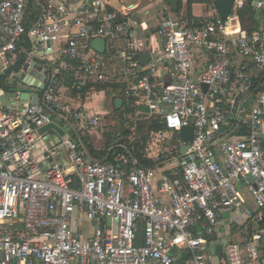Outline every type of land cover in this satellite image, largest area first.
Wrapping results in <instances>:
<instances>
[{"label":"built area","instance_id":"2783aa9c","mask_svg":"<svg viewBox=\"0 0 264 264\" xmlns=\"http://www.w3.org/2000/svg\"><path fill=\"white\" fill-rule=\"evenodd\" d=\"M28 1L0 0L8 86L0 85V264H264V229L252 226L242 246L227 239L264 209V0H234L226 19L202 25L173 16L167 4L146 49L133 30L150 23L111 0H35L39 13L26 27ZM248 2L251 30L237 14ZM96 38L105 41L102 53L91 47ZM33 62L44 79L10 83ZM106 83L124 84L135 114L162 120L156 142L175 131L167 151L162 145L148 158L154 166L123 152L115 162L94 160L79 148V134L103 118L80 110L66 90ZM50 122L64 135H39ZM187 125L193 138L185 143L179 131ZM85 220L95 223L88 238L73 227ZM139 225L143 241L135 244ZM224 237L222 255H211L210 242Z\"/></svg>","mask_w":264,"mask_h":264},{"label":"trees","instance_id":"16d2710c","mask_svg":"<svg viewBox=\"0 0 264 264\" xmlns=\"http://www.w3.org/2000/svg\"><path fill=\"white\" fill-rule=\"evenodd\" d=\"M196 1H204V0H196ZM206 1V0H205ZM208 1V0H207ZM191 2V1H190ZM188 3V6L190 4ZM181 5V3H180ZM178 12L180 11V6ZM189 12V8H188ZM39 13L38 6L36 5L35 0H29L27 3V9H26V21L25 25L26 27L29 26L31 21L33 20V17ZM239 21L242 27H246L245 23L247 22V25H250L254 27L255 19H254V10L251 7V2H248L245 6H243L241 9L237 11ZM194 25H202L203 22L199 21H193ZM248 27V26H247ZM254 29V28H253ZM251 30V27H250ZM24 61V57L21 55H18L16 58V61L12 68L18 69ZM6 77L7 73L5 72L4 75H0V85L3 87H8L6 83ZM2 79L4 80V84H1ZM124 84L115 83V84H103V85H96L95 90L96 91H104L107 96H112V107L113 111L117 113L118 118V130L116 132H110L109 129L103 131V146L101 148L96 149L93 146V143L90 139V137L87 135V133H80L78 136V139L76 140L79 148H84L88 155L93 158L94 160H101L104 162H115V157L118 153H126V155H130L131 157H135L138 159V162L140 165L143 166H154L155 162L152 159H148L144 157L141 153V150L138 148V145L136 142H134L132 145L128 143V135L130 133V126L134 124L133 119H137V133L142 135L139 136V139H142V141H146L147 136L151 132L154 131H164L165 125L162 122V120L159 117H149L142 114H135L136 108L130 104V101L127 100L123 94ZM87 90V88L85 89ZM73 91V90H72ZM74 93L76 91H73ZM116 97H120L123 101V104L120 108V110L114 109V103L113 100ZM117 140L118 142L114 144V141ZM133 147V148H132ZM143 149V146H142ZM264 214V209L262 210ZM253 222L249 223H243L236 225L233 227V230H241L246 233V236L250 234L252 231ZM142 236H143V228L142 225H139L138 231L136 233V240L135 244H142ZM183 260L180 259L178 262H182Z\"/></svg>","mask_w":264,"mask_h":264},{"label":"crops","instance_id":"0c3cea01","mask_svg":"<svg viewBox=\"0 0 264 264\" xmlns=\"http://www.w3.org/2000/svg\"><path fill=\"white\" fill-rule=\"evenodd\" d=\"M122 1L123 0H111V5L115 9L121 11L122 13L127 14L128 17L131 20H133V21L135 20V21H137V23H141L142 22L143 25H146V24L150 23L149 30H147V31L142 32L139 26H135L134 30H133L134 31V36L136 38H139V39L141 38L142 40H144L145 44H144L143 48L146 49V47L148 46V41L150 39V36L155 32L159 21L163 17V15H162L163 13L162 12H163L164 6L167 5V4L170 5V3L168 2V0H149V3H153L154 1H158V3H159V5H158L159 8L156 7V8H154L153 11H151L149 8L140 7L139 3H137V2L133 3V4L126 5V6L125 5H119V4H121ZM190 1L191 0H189V1H187L185 3L182 0H180V3H181L180 6L181 7H180L179 13H177L178 10L177 11H173L172 10V13H173L172 15L175 16V17H178V18L187 19L189 22H192V20L193 21L203 22L205 20L210 19L214 15V14H212V15L210 14V15L204 17V16H202V15H204L203 13L201 15L194 14L192 12V7H191L194 0L191 1L192 4H191ZM189 2H190L191 5L189 4V6H188ZM207 2L210 3L211 5H214V0H208ZM117 5H119V6H117ZM188 8H189V12H188ZM142 16H144V19H142ZM256 27H257V22L255 21L254 27H251V29L256 28ZM261 27L263 28L264 26L261 25ZM1 41H2V38L0 37V43H1ZM5 71L6 70H4V67H1L0 75L4 74ZM43 75L44 74H42V76ZM110 76H112V74H110ZM44 78H45V76H44ZM72 90L75 91L73 88L72 89L68 88V90H66V95L69 98H72V99L75 100L74 104L77 107H79L80 110H85V111H87L90 114H100L102 116V118H103L102 121L104 120V118L107 115L103 114L100 111H94L93 108L95 107V105L90 103V100H92V97L96 98V97H98L100 95L102 97L101 99H102L103 106L106 109L109 110V105H108V102H109L110 105H111V109H113V107H112V96H107L104 91H96V90L87 91V90H83L82 92H77L76 91L74 93ZM28 91H30L31 93H35L36 94L35 90H28ZM116 98H120V97H116ZM113 103H114V100H113ZM138 109H141V108H138ZM102 121H101V123H102ZM101 123H100V125H101ZM103 131H104V128H103V125H102L101 131L99 132L100 144H94L92 142L93 146L96 149L101 148L103 146V134H102ZM93 132H95V131H93ZM96 132H98V131H96ZM51 141H52V139L48 137L47 138V142L50 143ZM91 141H92V139H91ZM117 142L118 141L115 140L114 144H116ZM64 160H65V157H64ZM94 226H95L94 222L87 221V220L83 221L82 223H76V222L73 223V227L79 232V234L83 238H88L91 235V232H92ZM150 264H159V263L156 262V261H153Z\"/></svg>","mask_w":264,"mask_h":264},{"label":"rangeland","instance_id":"374dc122","mask_svg":"<svg viewBox=\"0 0 264 264\" xmlns=\"http://www.w3.org/2000/svg\"><path fill=\"white\" fill-rule=\"evenodd\" d=\"M136 2L139 3L140 7L149 8L151 11H153L154 8H156V7L159 8L158 7V5H159L158 1H154L153 3H149V0H123L121 2V4H119V5H125L126 6L129 4L136 3ZM191 4H192V2H191ZM119 5H117V6H119ZM191 7H192V12L196 15H201L202 13L204 14V15H202L204 17H206L210 14L211 15L214 14L213 16L218 15L217 11L214 8V5H211L210 3H208L205 0L201 1V2L194 0ZM142 19H144V16H142ZM245 25H246V27H244L245 29H250V27H252L250 25H247V22L245 23ZM200 61H201V63H203L205 61L204 55L201 57ZM114 62L115 61H110L109 66L112 67ZM119 63H120V60H119ZM116 65H117V63H116ZM1 67H3L2 63H0V71H1ZM1 75H4V74H1ZM32 75L35 77H38V78H41V76H42V74L40 72H37V71H33ZM4 80L2 79L1 84H4ZM16 88L17 89L31 90V89H28L26 86H20V87H16ZM101 98L102 97L100 95L96 98L92 97V100H90V103L95 105V107L93 108L94 111H100L107 116L102 121L100 127L96 130L98 132H96V131L95 132H93V131L83 132L84 134L87 133V135L90 137V139H92V142L94 144H100L99 132L101 131L102 125H103L104 130L109 129L110 132H113V131L115 132V130L117 132V130H118V123L119 122H118V118H117V113H115L113 111V109H111V105L109 102H108L109 110L106 109L102 104ZM3 102H5V101L3 100ZM132 121L135 123L130 126V133L128 135V143L130 145H132L134 142H136L138 145V148L142 152V155L146 156V158H153L155 155L159 154L161 152V150L163 149L162 145H165L166 151H167V148L170 147L171 142L174 139L173 136L175 135V131L173 132V130H167V132H165V139L162 142V144L156 142L155 136H154V133H157V132L160 133L162 131L151 132L149 134V136H147V139L144 143V141H142V139H139V136L142 135L143 133H141V134L137 133V127H138L137 123H136L137 119L135 118ZM142 146H143V149H142ZM261 215H263V212ZM253 226L255 228L264 229V223L258 224V219L253 221ZM246 238H247L246 233L239 230V229L236 231L235 230L228 231V236H227L228 241L237 242L242 246L244 244V241ZM219 260L222 261V256L219 258Z\"/></svg>","mask_w":264,"mask_h":264},{"label":"water","instance_id":"95a60500","mask_svg":"<svg viewBox=\"0 0 264 264\" xmlns=\"http://www.w3.org/2000/svg\"><path fill=\"white\" fill-rule=\"evenodd\" d=\"M233 1L234 0H214L215 10L217 11L218 15L222 19H226L229 16L231 9H232V6H233ZM168 2L170 3V6H171L173 11H177L179 9L180 0H168ZM91 47L93 49L97 50L98 52L102 53V52H104L105 41L102 38L93 39L91 41ZM138 59H139L141 64H146V62L149 59V55L146 52H141L138 55ZM27 67H28V64H25L24 69L26 72L16 75L14 80H11L10 83H14V81L16 79L25 80V78H26L25 81L30 83L32 80L35 79V76L32 75L33 71H37V72H40L42 74H44L46 72L45 68L38 66V64L36 62H33L29 68H27ZM262 72H264V69L262 70ZM40 79H44V75L41 76ZM7 82H8V80H7ZM36 83L37 82L35 81L34 85ZM40 87L42 88V86H40ZM202 88L205 90L207 88V86L203 84ZM73 89L77 92H82L84 90V87L82 85L76 84L73 86ZM20 99L28 100L29 99V93L28 92H22L20 94ZM31 102L32 103L36 102V96L31 97ZM122 104H123V101L121 98L114 99L115 110H119L121 108ZM245 105H247V104H245ZM51 130L56 132V134L58 136H63L65 133L64 129H62V127H60L58 124H56L54 122H50L48 124L43 125L42 127L38 128L37 132L39 135L44 136V135H46V133L50 132ZM179 136L183 142H185V143L191 142V140L193 138V126L187 125V126L181 127L180 131H179ZM186 149H187V144H184L181 147L180 152L184 153L186 151ZM262 223H264V214L258 220V224H262ZM226 242H227V239L225 237L221 238L220 242L219 241L210 242L209 253L211 255H216V256L222 255V250H223V247L226 244Z\"/></svg>","mask_w":264,"mask_h":264}]
</instances>
